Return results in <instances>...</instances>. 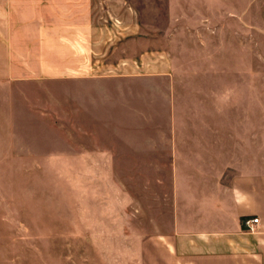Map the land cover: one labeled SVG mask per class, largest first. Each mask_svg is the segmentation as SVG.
Masks as SVG:
<instances>
[{
    "label": "crops",
    "instance_id": "crops-1",
    "mask_svg": "<svg viewBox=\"0 0 264 264\" xmlns=\"http://www.w3.org/2000/svg\"><path fill=\"white\" fill-rule=\"evenodd\" d=\"M82 83L108 264H264V0H0V89Z\"/></svg>",
    "mask_w": 264,
    "mask_h": 264
},
{
    "label": "rangeland",
    "instance_id": "rangeland-1",
    "mask_svg": "<svg viewBox=\"0 0 264 264\" xmlns=\"http://www.w3.org/2000/svg\"><path fill=\"white\" fill-rule=\"evenodd\" d=\"M126 37L135 51L159 39L156 29ZM74 85L72 106L61 90H49L57 85L0 89V264H108L98 251L107 242H94L106 225L102 185L91 194L84 85ZM256 93L249 88L251 110ZM53 102L62 117H35Z\"/></svg>",
    "mask_w": 264,
    "mask_h": 264
},
{
    "label": "built area",
    "instance_id": "built-area-1",
    "mask_svg": "<svg viewBox=\"0 0 264 264\" xmlns=\"http://www.w3.org/2000/svg\"><path fill=\"white\" fill-rule=\"evenodd\" d=\"M259 223V219L255 218L252 220H246L244 222V226H247L251 232H254L256 230L257 224Z\"/></svg>",
    "mask_w": 264,
    "mask_h": 264
}]
</instances>
